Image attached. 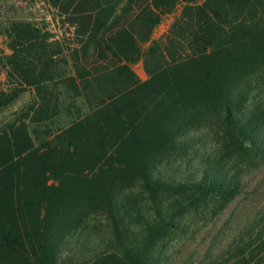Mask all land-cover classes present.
<instances>
[{
    "label": "trees",
    "instance_id": "1",
    "mask_svg": "<svg viewBox=\"0 0 264 264\" xmlns=\"http://www.w3.org/2000/svg\"><path fill=\"white\" fill-rule=\"evenodd\" d=\"M47 2L61 39L23 21L0 31V109L35 95L0 128V264H264V175L247 178L264 167V0ZM205 132L225 150L184 176L161 167L196 153ZM189 215L202 240L163 255ZM91 216L109 225L93 246Z\"/></svg>",
    "mask_w": 264,
    "mask_h": 264
},
{
    "label": "rangeland",
    "instance_id": "2",
    "mask_svg": "<svg viewBox=\"0 0 264 264\" xmlns=\"http://www.w3.org/2000/svg\"><path fill=\"white\" fill-rule=\"evenodd\" d=\"M30 22L42 29L43 31H47L50 34H54L56 39H61L65 36V32L67 31V26L61 23V19L58 16V13L55 9H53L47 2V0H0V31H4L7 26H9L11 23L14 22ZM173 21V17L165 14L160 24L154 29L152 38L156 39L159 38L161 35H163L170 24ZM66 36L67 33H66ZM7 43L8 41L4 37V35L0 36V57L2 55V52L8 53L7 49ZM132 70L138 77L140 81L147 80V74L144 70L143 64L141 61L134 63L131 65ZM7 80L3 73L0 75V90L8 89ZM35 100V95L32 91L27 90L20 94V96L8 107L0 109V128L8 123L9 121L15 119L17 116H20V114L25 113L29 110V108L33 105ZM37 127V126H36ZM36 127L31 126V130L35 129ZM216 126L208 124L205 126L203 130L205 131H216ZM39 131H43V129L40 127ZM206 133V132H205ZM205 138L203 139V142H198L195 148L197 149L196 153L188 154L185 158H179V160H173L170 161V164L166 165L167 163L164 162L163 166H170L175 173L180 174L181 176H184L186 174H183L185 172H190L192 168H194L199 161V158H202V154L204 153H212L213 150H215V147L218 146V148H221L223 151L225 150V144H227V141L223 143V139L218 137V139H214L212 135H209L208 133L205 134ZM219 143H216V141ZM217 148V147H216ZM194 152V151H193ZM236 157L232 158L229 157L228 159V165H233ZM170 160V159H169ZM194 165L193 167H190ZM193 174V173H188ZM264 175V167L254 171L252 174H250L247 178H254L251 181V184H254L260 177ZM264 191V187H263ZM262 191V192H263ZM264 197V196H262ZM171 201L170 203H172ZM254 202V201H253ZM258 204L262 205V202L264 203V198L258 199ZM256 203V202H254ZM169 204V203H168ZM257 204V203H256ZM246 209H243V217H247L248 213H245ZM253 210L251 213H254ZM142 213L145 216V219L150 221L154 219L155 215L154 212L151 210H142ZM228 214V211L219 218L217 223H221L225 220L226 215ZM191 217L186 216L183 218V221L180 223L183 226H188L187 231L183 233L176 232L175 233H169L167 236H165L163 242L161 243V247L163 255H171V257H178L180 253H183L182 257L185 255L187 256L188 253L191 252V250L195 247H197L198 242L202 240L203 235H199L197 230V226H200V223H195L190 221ZM210 225V224H208ZM87 232L85 234L91 235L92 241L90 245H94L95 239H98V237L103 236L109 231V225L107 220L102 216H91L87 221ZM210 226L207 227V230ZM195 232V233H194ZM208 241V240H207ZM165 244V245H164ZM77 248L74 252L63 250L61 255L63 256L65 254H69L70 256L74 257H87L90 256L94 250L90 248ZM205 247V246H203ZM65 248V246H64ZM185 251V252H184ZM188 251V253H186Z\"/></svg>",
    "mask_w": 264,
    "mask_h": 264
}]
</instances>
